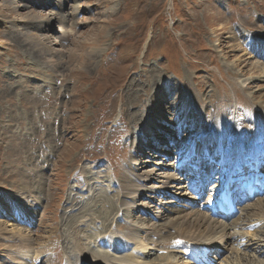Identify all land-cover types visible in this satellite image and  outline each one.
Returning a JSON list of instances; mask_svg holds the SVG:
<instances>
[{
    "label": "rangeland",
    "instance_id": "rangeland-1",
    "mask_svg": "<svg viewBox=\"0 0 264 264\" xmlns=\"http://www.w3.org/2000/svg\"><path fill=\"white\" fill-rule=\"evenodd\" d=\"M61 29L65 32L57 34ZM254 122L261 136L252 128L245 136L253 133L255 141L264 142V0H0V203L2 197H19L25 207L37 209L34 220L54 212L55 222L47 220V225L53 232L58 222L60 233L48 238L70 240H41L33 255H53L57 249L59 264H73L66 261L69 251L78 260L72 252L77 238L72 230L79 227L74 217L82 209L96 210L100 226L89 231L107 232L101 215L126 200L118 183L128 168L147 180L146 188L127 201L124 213L110 216L109 223L116 230L133 224L139 237L153 224L215 211L209 198L224 184L222 174L239 172L234 213L225 221L237 226L229 231L236 236L234 244L225 230L228 243L211 246L207 257L194 261L179 249L158 244L140 252L158 264H205L207 258L210 264H264V217L255 214L264 208V193L254 185L253 196L243 202L241 187L246 188L252 171L244 165L227 171L222 163L243 149L227 146L218 157L209 132L212 127L214 134L229 140ZM250 143L244 140V145ZM202 151L205 157H200ZM178 166L185 175L174 186L182 189L157 193ZM47 179L53 180L56 195L50 203L45 198ZM73 198L77 201L70 204ZM104 199L109 203L101 206ZM13 210L3 208L4 219ZM155 213L162 217L154 220ZM15 227L7 228L10 236L21 229ZM46 231L43 226L41 234ZM32 236L33 244L39 237L36 231ZM98 238L95 246L105 242ZM13 240H0V260L1 244ZM83 245L96 253L88 241ZM101 245L105 262L110 260L106 264H124L120 257L128 254L127 247ZM36 258L28 264H39L41 256ZM49 263L58 264L57 257Z\"/></svg>",
    "mask_w": 264,
    "mask_h": 264
},
{
    "label": "bare ground",
    "instance_id": "bare-ground-1",
    "mask_svg": "<svg viewBox=\"0 0 264 264\" xmlns=\"http://www.w3.org/2000/svg\"><path fill=\"white\" fill-rule=\"evenodd\" d=\"M69 1H71V0H69ZM60 8L61 7H59V5L56 7V9H60ZM64 32H65V30L61 29V30H58L57 34H63ZM31 36H35V34L32 33ZM60 40H61V38H60ZM37 42L41 43L38 40H37ZM257 120H259V119H257ZM255 124L256 123L254 122L253 124L246 125L245 127H243L241 129L240 135L233 134L229 140H224L220 132H217L215 134H214V132H212L214 134L213 139L215 141V144L217 145L216 154H215L216 156L220 157L223 149L227 146H229L230 149H232V150L235 148L237 149L238 147H242V149H243V151L241 153L235 154V153L231 152L232 153L231 156L233 154L235 156L233 155L234 156L233 158L231 156H229V158L222 161V163L224 164L225 170H227V171L241 170V168L243 167V164H245L246 168H248V171H251L249 168L251 167V165H253L255 163L258 166L262 167V169L264 168V142L260 143V142H258V140L255 141V136H254L255 134H253V133H251V135H249V133H248L249 136H245L246 131H249V129H251V128H252L253 132H254V130L256 131V136H259V137L261 136L258 133L259 127H255L256 126ZM259 126H260V124H259ZM233 129L234 130L237 129L235 124H233ZM215 130H217V129H215ZM203 131H207V129H203ZM147 135L152 136L153 133L148 132ZM246 139L251 140V143L244 145V140H246ZM139 143H140V145L138 147ZM139 143L136 146V148L138 147V149L141 148L142 141L140 140ZM160 153H162V151ZM206 155H207V152L202 151V153L200 154V157H205ZM189 157H190V154L188 153L185 156V158L188 159ZM133 166H130V167H133ZM167 169L169 171L170 169H172V166L168 167ZM170 171H172V170H170ZM136 173H137L136 168H128V173H127L128 175L127 174L123 175V178H121L123 181L121 183H118V187L121 190L119 195L121 194V196H122L121 198L122 199L125 198L126 200L125 201L119 200V203L117 204V207L115 209H112V210L110 209V213L104 212V214L101 215L104 222L108 224L109 229L107 232H103L104 230L101 231L99 228H98V230L100 232L97 229H95L96 234L89 231L90 226L95 225L97 227V225L99 223L97 224L96 222L98 220H101L99 218L94 217L95 216L94 212L96 210L94 212L91 208H89V209L87 208L88 210H86L85 209L86 206H85L84 207L85 211H83V209H82V211L81 212L79 211L80 213L77 214L76 217H74L76 222L79 223L78 224L79 227L77 228L74 226V228H76L75 230H72L70 227H69V229L74 231L73 235L77 237L76 240L72 238L73 240H75V245L73 246V248L76 250V251L72 250V252H76L77 256H79V257L77 258L78 260H74V258L73 257L71 258V256H74L75 253H71L69 251L68 253H65L66 261H68V262L71 261L73 264H104V263L106 264L110 260L108 259L109 261L105 262L106 261L105 258H107V255L103 254L105 252L104 250L103 251L100 250L101 248H105L104 247L105 245H103V247L101 245L103 243L105 244V242H106V245L111 244L112 248L114 247L115 249H125L126 247L128 248V254H126L124 256H121V254H120V256H121L120 261H122V263H124V264H158V263L151 262V260L149 261L148 260L149 257H145L144 254H142L140 252L141 248L148 247L149 245L158 244V245H160V247L163 246L166 249H167V247L179 249L180 251L185 253L184 255H186L187 257H191V256L194 257V259H193V261H194L195 258H197V256H200L199 254L205 253L208 249L211 248V246L212 247L213 246H216V247L220 246L222 248L225 246V244L228 243V240L231 243L230 245L234 244V241H235L234 237H236V236L232 235L229 231L234 227L236 229V227H237L236 224L234 225V227H232L229 225V223L228 224L225 223V221L222 222L220 220L211 219V218H214L215 216H217L216 214L215 215L211 214V210H209L207 213L195 212L192 216L191 215L190 216L183 215V217H178L176 220L173 219L174 221L170 219L167 223L160 225V226H158V224L157 225L153 224V228L146 230L148 232L144 231V233L140 237L137 235V232H136V230L139 231V229H136L137 227L133 224L129 225L127 228L121 229V230H116V228H111V223H109V221H110L109 217L110 216H116V212L117 213H124V207L125 208L128 207L127 201L132 202L138 196H141V193L143 192L141 189H144V187L146 188L147 180H140L139 179L140 176L137 175ZM174 173H175V175L168 174V176H171V178H167V176H166V182L163 184L162 190L155 189V191H157V193H159V191H163L164 189H167V188H173L176 191L182 189V188L175 187L174 181L175 180L179 181L180 179H182L185 175V172H183V169L181 166H178L177 170H175ZM230 173H228L226 176L222 174V176L224 177V181L226 180L228 182L229 179L231 180V179H234L236 177V175L230 176ZM112 174H113V172H112ZM194 175L195 174H192L191 177H193ZM186 176H187V174H186ZM118 180L119 179L117 176V181ZM148 180H150V179H148ZM47 181H48V183H47L45 198H46V201H48V203H50V202H53L51 200V198L53 196L55 197L56 195L53 192V184H54V182H52L53 180L47 179ZM81 182L82 181L79 179V177H77V185L78 186L82 185ZM259 182H261V178H260ZM233 183L231 181L229 183L231 191H232V187H234V185H235ZM150 185L151 184H149L147 186L148 187L147 190L151 189V188H149ZM243 188H244V186H243ZM48 189L50 190V192L48 191ZM126 189L129 190L130 193H125ZM202 189L203 188H199L198 190H202ZM155 191H153V193H155ZM148 192H150V191H148ZM148 192L146 194H148ZM228 192H230V189H229V191H227V187L224 185L223 189L216 192L215 195L210 199V202L213 204L215 203V205L218 202H220L223 206L225 203L231 204L233 197L231 194L227 195ZM174 194L176 195V193H174ZM151 195H153V194L151 193ZM117 197H118V195H117ZM5 198L8 202L10 201V204L11 203L12 204L9 205L8 203H6ZM5 198L2 197L1 198L2 200L0 203V214L2 216V219H0V240L4 241L6 243H8L9 239H14V240L12 242H9L12 244H8V245L5 243L1 244V246H2L1 252L4 253V254L3 253H1V254H3L4 256L1 258L0 264H24L23 257H26V258H24L25 264H28L29 262L31 263V259L36 258L35 256H37L36 259H38V256H41L39 264H51L49 262H50V259H52V256L57 257V263L59 264L60 260H59V253H58L57 249L54 250L53 255L52 254H50V255L43 254L44 252L37 253V255L34 252L35 255H33V250H32L34 244L40 242L41 240H46L47 244H54V243L58 242L59 240L64 239V240H66L67 244L69 243L70 240L68 241L63 236H60L58 240L57 239L53 240V238L52 239L48 238V235H50V234L51 235L54 234V236H56V232L59 231L58 222H56L57 223V227H56L57 229L53 232H50L51 227L47 225V220H49L50 222H53V223L55 222L54 212H52V216H50L47 219H44V220L35 219L34 220V218L37 216V209L33 205H29V206L25 207L23 205V203H25V200L20 199L19 197H17V199H12V200L8 196ZM242 198L244 201L248 200V197L245 194ZM257 198H260V197H257ZM197 199L200 200L201 198L198 197ZM261 200H263V198ZM261 200L258 199L257 201H255L253 203H258ZM76 201H77V198H73L71 200V202H69V203L73 204L72 202H76ZM105 201L109 203V199L101 200L100 201L101 206L103 205V203ZM16 202H18V203H16ZM106 202H105V204H108ZM253 203H252V205H254ZM134 204L136 206L135 202H134ZM8 205H9V207H8ZM249 205H251V204H249ZM249 205H247V206H249ZM3 208H5L7 210V212H9L11 210V208L16 209V210H13V212H12L13 214L11 213V215L8 216L10 218V220L12 219V221L8 220V217H5L6 219H4V216H5L4 213L5 212L2 213ZM49 209L52 210L51 207H49ZM136 209H137V207H136ZM246 211H247V208H245L243 210V212H246ZM255 214L259 215L258 218L264 217V208H261V206H260L257 210V213H255ZM154 215H155L154 220H158V218L162 217V215L159 213H155ZM261 219L264 220V218H261ZM217 221H219V222H217ZM67 222H68V220H67ZM53 223H52V225H53ZM100 223H102V226H103V222L100 221ZM15 224L18 228H21V229H17V231H14L15 233L12 236H10L9 230L7 228L11 227L12 230H15L16 229ZM43 226H44L45 230L47 229V231L42 235L41 234V228ZM99 226H100V224H99ZM91 228H90V230H91ZM202 228L204 230H200ZM30 230H33V232L36 231V233L39 237L38 241H33V244H32V240H30L31 236L33 235V232H30ZM225 230L228 231L225 234V236H227V239H228V240H226V243H224L225 241L223 240V237H224L223 234H224ZM25 231L29 232L32 235L29 236L28 233L25 234L26 233ZM101 232L104 234H101ZM59 233L60 232H58V234ZM106 233H108V235H105ZM156 233H158L160 235L157 239H155ZM219 234H221V237ZM62 235H64V233ZM66 235H67V233H66ZM99 235H102V237H100V239L98 238ZM217 235L219 237L215 240L216 243L214 242V240L211 243H209V241L212 240L213 238H215ZM241 236H243V235H241ZM122 237H123V240H120V238H122ZM32 238H34V237L32 236ZM95 238H98L99 240L102 239L105 242H103V243L98 242L99 244H96V246H97L96 247L94 245L95 242L97 241V240L95 241ZM113 238L115 240H117L119 244H117L116 241L112 242ZM148 239L153 240L151 244L147 243ZM219 239H220V243L218 242ZM230 240H232V241H230ZM2 241H0V242H2ZM87 241L90 243V245L92 244L93 246H95L94 249H92L91 251H95L96 253H94V254L89 253V251L87 250V247H86L87 245L86 246L83 245V242H87ZM222 245H224V246H222ZM220 247H217V248H220ZM106 253H108V252H106ZM114 261H115V259H114ZM204 263L210 264L209 260H207V259H206V261H204ZM166 264H173V262L166 263Z\"/></svg>",
    "mask_w": 264,
    "mask_h": 264
}]
</instances>
